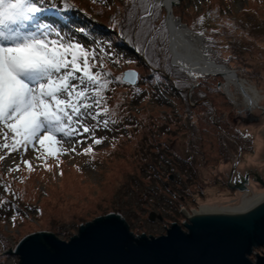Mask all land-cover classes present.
<instances>
[{"label": "rangeland", "instance_id": "1", "mask_svg": "<svg viewBox=\"0 0 264 264\" xmlns=\"http://www.w3.org/2000/svg\"><path fill=\"white\" fill-rule=\"evenodd\" d=\"M60 1L37 0L45 9L39 14L50 17H37L36 22L94 52L91 70L108 74L101 105L91 110L99 117H84L86 126L97 125L94 136L101 143L92 142L93 134H77L75 140L83 143L56 157L39 144L10 155L0 150L5 155L0 160V264H17L8 249L26 233L45 230L67 239L78 224L108 211L119 213L134 234L164 233L163 225L172 221L185 230L182 221L187 217L181 207L191 213L188 207L197 210L198 203L229 199L234 193L235 188L222 183L231 167L233 173H247L248 187L264 188L258 181L264 182V110L251 107L246 113L235 83L225 85L217 73L202 77L191 72V81L177 93L168 76L155 83L151 77L142 79L144 65L90 31V20L80 8L69 5L67 11L70 17L80 14L82 21H58L61 18L51 11ZM72 1L98 19L106 17L111 25L125 24L123 16L128 18L127 6L132 5V0ZM157 2L164 15V0ZM161 8L152 17L153 34L170 58ZM171 12L207 59L234 68L255 87L264 108V0H178ZM188 24L198 30L191 31ZM139 35L145 51V44L158 48L153 39L152 46L147 44L146 31ZM123 69L136 71L132 83L121 79ZM103 121H108L106 127ZM56 136L61 138L60 133ZM61 146L70 149L73 141L63 140L56 147ZM150 210L159 212L161 219L148 220ZM255 253H264V248L252 247L251 261Z\"/></svg>", "mask_w": 264, "mask_h": 264}, {"label": "water", "instance_id": "2", "mask_svg": "<svg viewBox=\"0 0 264 264\" xmlns=\"http://www.w3.org/2000/svg\"><path fill=\"white\" fill-rule=\"evenodd\" d=\"M177 2L165 0L161 4L168 43L169 24L173 22L171 5ZM169 61L187 72L223 75L217 67L194 70L177 64L171 52ZM209 61L237 75L234 68ZM135 77L133 69L122 70V80L132 83ZM236 86L242 97L249 96L240 84ZM256 102L252 107L263 111ZM243 109L248 113L250 107L243 104ZM231 170L225 185L236 190L229 199L198 203L197 210L188 207L191 213L179 209L187 217V222L182 221L185 230L172 221L167 227L163 225L164 233L134 234L119 213L108 211L78 224L76 233L67 239L45 230L26 233L8 252L16 255L17 264H264V253H255L253 261L248 257L252 247L264 248V188L256 190L245 185L247 173L237 172L230 183ZM154 218L160 220V213L148 211L147 219Z\"/></svg>", "mask_w": 264, "mask_h": 264}, {"label": "snow or ice", "instance_id": "3", "mask_svg": "<svg viewBox=\"0 0 264 264\" xmlns=\"http://www.w3.org/2000/svg\"><path fill=\"white\" fill-rule=\"evenodd\" d=\"M132 8L144 14L140 16L143 22L146 16L158 15L160 4L157 0H132ZM43 11L37 0H0V150L9 155L35 144L52 157L74 152L75 144L83 143L75 140L77 134H93L92 142L101 143L94 136L97 125L86 126L84 117H99V112L91 110L101 105L108 74L91 70L94 52L37 23V14ZM107 123L103 121V126ZM63 140L73 141V146L57 148ZM84 152H91V147ZM4 159L5 155H0V160ZM23 163L31 170L28 160Z\"/></svg>", "mask_w": 264, "mask_h": 264}, {"label": "trees", "instance_id": "4", "mask_svg": "<svg viewBox=\"0 0 264 264\" xmlns=\"http://www.w3.org/2000/svg\"><path fill=\"white\" fill-rule=\"evenodd\" d=\"M60 3V7L58 9H53L52 11L54 16L61 19H67V17H69L70 19H72L73 22L76 23L77 20L82 21L83 19L80 20V14L78 17L77 15L72 14V16L70 17L69 11H67V7H70L69 5H72L73 7L80 8L81 11H83V17L87 20H90V22H88L90 25V31L100 34L103 38L105 36L104 39L110 41L112 45L120 47L121 50L128 54L130 57L137 59V63H141L144 65L145 71L143 72V75L139 76L142 79L147 80L148 77H151V82L155 83L156 80L160 79V77L167 78L168 76V83L172 85V90L177 93H179L180 87L183 86L185 81L187 83L191 81L192 76L189 75V73L191 72L186 73L187 71H185L182 67L171 64L169 62V53L165 49L161 51L160 43H158L157 40L154 38L155 34H153V29H155V27L152 24V17L156 16L157 14L146 16L144 21L142 22L140 16L144 14L139 10V8L133 9L131 5L130 7L127 6L128 10L126 11V14H128V18L126 17V19L123 16V21L125 22V24L118 21L115 22L114 25H111L106 17L103 19H98L97 17L92 16L82 6L78 4L75 5L72 0H61ZM160 8L158 10H160ZM161 11L163 15L162 8ZM79 26L82 25L79 24L78 27ZM187 27L191 31L198 30L190 24H188ZM145 31L148 34V37H150L149 39H147V44H149L150 46L151 39H153V41H155L158 45L157 49L152 50L150 48V50L146 44L145 46L147 48V51L142 48V45L139 43L138 39L140 36V32L145 33ZM149 63L152 65H150ZM200 76L205 77L206 75ZM215 89H217V87H215Z\"/></svg>", "mask_w": 264, "mask_h": 264}, {"label": "bare ground", "instance_id": "5", "mask_svg": "<svg viewBox=\"0 0 264 264\" xmlns=\"http://www.w3.org/2000/svg\"><path fill=\"white\" fill-rule=\"evenodd\" d=\"M172 20L173 22L169 24V50L172 54V59L177 64L182 63L190 67L192 66L194 70H206L217 67L223 73L221 76L225 79V85L228 83H235L236 85L238 83L248 93L249 96H243V104L251 108L253 102H256L260 98V93L257 92L255 87L249 85L244 79L238 78L236 74L225 71L223 66H214L211 64L209 59H207L205 54L199 49V46L188 37L186 28L177 24L174 18H172ZM192 73L199 74L194 71H192ZM256 103H258V101Z\"/></svg>", "mask_w": 264, "mask_h": 264}, {"label": "flooded vegetation", "instance_id": "6", "mask_svg": "<svg viewBox=\"0 0 264 264\" xmlns=\"http://www.w3.org/2000/svg\"><path fill=\"white\" fill-rule=\"evenodd\" d=\"M230 169H231V168H230ZM232 171H233V168H232V170H231V174H230L229 182L233 184V178L236 177V173H237V172L233 173ZM228 173H229V172H228ZM228 173H227V174H228ZM238 173H239V172H238ZM242 174H243V173H242ZM226 178H227V175H226ZM221 181H222V180H221ZM226 181H227V179H226V180H223L222 183L225 185V184H226ZM245 185H247V186L249 185V178H248V175H247V183H246ZM235 190H236V189H235ZM234 192H235V191H234Z\"/></svg>", "mask_w": 264, "mask_h": 264}]
</instances>
